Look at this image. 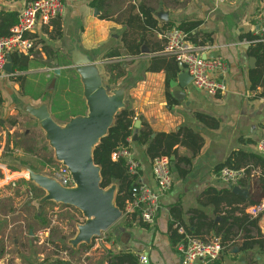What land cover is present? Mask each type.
I'll list each match as a JSON object with an SVG mask.
<instances>
[{"label": "crops", "instance_id": "obj_1", "mask_svg": "<svg viewBox=\"0 0 264 264\" xmlns=\"http://www.w3.org/2000/svg\"><path fill=\"white\" fill-rule=\"evenodd\" d=\"M94 1L63 0L64 12L58 18L62 28L61 39L56 37V19L49 25L38 24L29 35L34 48L28 54L21 55L27 60L23 64L26 66L23 71H18L15 67L13 56L16 53L9 55L13 73L4 71L0 78V168L29 175L24 168L15 166L14 160L19 157L36 159L35 155L44 152L43 148H48L46 153H49L47 157L52 159V164L58 163L45 131L27 110L47 104L52 119L61 127H65L74 118L72 116H81L85 106V115L89 113L81 79L76 70L71 68V52L75 46L82 55H87L98 63L99 77L110 96L113 91L123 90L124 106L135 112L134 125L139 124L137 130L143 127L154 138L160 133H176L188 128L203 138L204 145L195 158L187 147L174 148L175 154L169 157L173 187L161 199L155 225L147 227L137 219L128 226L123 215L107 232L94 237L90 243H80L76 247L72 240L78 234V227L87 221L78 209L53 201L42 203L46 192L31 182L30 178L15 188L1 182L0 226L6 224L11 217L8 214L1 215L5 207L9 206L11 209L13 206L16 212V202L19 204L22 200L33 197L38 206L33 221L38 224L40 218V223L45 221V209L52 202L57 205L54 209L56 214H78L77 220L73 221L74 231H66L59 237L48 229L37 232L30 230L25 233L29 239L26 247H19L15 239L13 245L0 248V264H108L110 256L123 251L131 252L139 258L147 257L146 264H183L182 255L178 251L180 243L176 245L171 239L172 227L176 228V224L183 226L180 229L184 234H179L194 236L199 230L197 214L207 216L208 222L214 220L218 223L216 207L206 204L203 196L210 189L228 188L219 180L216 169L233 152L243 150L258 154L256 144L264 137V95L262 96L263 89L260 87L251 89L249 74L256 67L257 60L249 53L248 39L254 36L261 0H234L222 5L216 0H103L100 8L92 7ZM26 2L27 0H0V13H14L18 21ZM131 6L150 8L158 21L159 29H168L169 26L177 28L183 22H199L192 36L197 44L205 43L207 46V59L222 58L227 63L229 69L224 77L227 92L209 96L196 89L190 80L183 87L178 76L185 70H181L178 63L177 72H148L150 52L135 56L138 59L132 63H122L125 74L123 78H119L116 71L108 72L107 66L111 64H107L109 59L104 57L121 48V35L126 30L123 21L128 17ZM159 14H165L166 20L159 18ZM164 32L147 31L154 36L152 40L162 43ZM120 52L123 54L122 50ZM168 77L170 81L167 84ZM79 98L85 102V106L79 103ZM73 101L76 103L72 108L69 104ZM62 105L68 106L65 112L58 110ZM197 114L215 120L217 126L212 128L200 122ZM62 116L68 118V121L60 122L55 119ZM134 135L138 136V133ZM137 140L133 138L130 146L133 159L140 164L137 182L156 191L152 161L146 155V146L139 144ZM249 141L252 144H243ZM27 143H32V146L26 145ZM184 159H191V162L185 163ZM50 165L43 163L38 165L39 168L35 165L33 167L36 169H27L54 179L49 175ZM9 166L19 170L10 169ZM262 173L264 170L255 168L250 176L239 183L238 187L246 192L247 197L259 191ZM114 184L118 191L117 183ZM259 204H264V199ZM249 207L244 208L246 214ZM220 208L227 209L224 204ZM19 210L20 207L15 215L19 214ZM236 215L239 216L238 213ZM202 222L207 221L201 220L200 223ZM70 225L73 228L72 223ZM258 228L264 240V214L258 218ZM200 233H205V238L216 237L212 231L206 233L200 230ZM1 234H4V230ZM36 238L38 240L34 241ZM7 240L8 238L5 239ZM242 244L240 236L236 244L224 248L220 259L213 264H264V250L256 247L244 251ZM236 249L238 252H235ZM196 264L204 263L198 261Z\"/></svg>", "mask_w": 264, "mask_h": 264}, {"label": "trees", "instance_id": "obj_2", "mask_svg": "<svg viewBox=\"0 0 264 264\" xmlns=\"http://www.w3.org/2000/svg\"><path fill=\"white\" fill-rule=\"evenodd\" d=\"M18 1V0H17ZM27 1H38V0H27ZM103 3V0H95L92 3V7L100 8V4ZM135 11L137 13H135ZM127 18L123 21V24L126 26V30L121 35L122 46L119 49H116L114 52L109 53L105 59H112L116 57L124 56H140L142 54V49L145 47L150 54H155L163 50L164 41L156 42L151 38L154 37L149 32H162L172 29L174 26H169L167 28H158V21L154 18L152 10L145 6H131L129 8V14ZM55 25L56 28V37L61 39L62 37V28L61 24L56 19ZM18 23L16 15L0 13V36L8 37L10 35L11 29ZM199 22H183L177 28L184 31L191 41L194 44H197L192 36V32L199 26ZM250 43L249 53L257 60L256 67L250 71L249 80L251 84V89L256 90L258 87L263 89L262 96L264 95V43L260 42L258 38L253 36L248 39ZM163 44V45H162ZM201 43L198 45H204ZM123 51L122 52L120 51ZM15 67L18 71H23L26 69V66L23 65L27 60L25 56L14 54L13 56ZM107 70L110 73L118 72L119 78L125 77L124 69L122 64H111L107 66ZM172 71L177 72V62L173 59L167 58H151L149 67L147 68L148 72L158 73L160 71ZM73 71V70H71ZM170 77L166 80L167 84L170 81ZM79 80V79H78ZM63 86V84H62ZM73 89V85L71 86ZM75 91V90H74ZM85 102L80 100L79 103ZM76 102H71V105L74 106ZM57 107V104H54V108ZM52 113L55 109L51 107ZM68 106L62 105L58 110L60 112H65ZM87 108L85 106V111L81 116H85ZM73 113V112H72ZM71 113V114H72ZM74 115V113H73ZM77 116V115H76ZM75 117V116H72ZM196 117L202 123H205L207 126L212 128L217 126L215 120H210L208 117L197 114ZM56 120L60 122L68 121V118L55 117ZM135 112L130 108H124L115 117L114 125L109 129L108 134L100 140V143L96 146L93 152L94 163L100 168L102 182L101 187L103 189L109 188L112 184L117 183L118 191L115 198V204L119 210L125 215V224L130 226L132 221H136L138 214H129L126 215V206L127 203L132 201V192L133 189L138 184L137 176H133L129 173V167L125 159L121 158L117 161L112 159L113 153L117 152L121 148H130L131 141L134 138V133H138L137 142L141 145L146 146V155L153 162L156 158L159 157H171L175 154L174 148L176 146H184L190 149L192 157L195 158L201 151L204 140L203 138L194 133L188 128L181 129L176 133H160L157 134L154 138H151V132H147L143 127L141 129L135 128ZM32 144V143H31ZM243 144H252V142H245ZM32 146V145H31ZM45 154L48 152V148H43ZM48 156V155H47ZM43 158V163L45 165L52 164V159ZM183 162L190 163L191 159H184ZM10 169L19 170L14 166H9ZM30 168L36 169L33 166ZM224 168H230L233 170L245 169L246 177L258 168L264 170V157L257 153L245 152L239 150L233 152L224 164L220 165L216 169V173L219 174L220 171ZM245 179V178H244ZM242 181V180H241ZM241 183V182H240ZM231 187L224 188L222 190L210 189L206 191L203 196L206 204L214 205L216 207L215 214L219 219V222L216 223L214 220L208 222V217L197 214L196 220L199 223V230L196 234L185 236L179 234V229L183 226L176 224V228L171 229L173 243L178 245L179 243L185 241L186 236L189 238H205V233H200V230L206 231L209 233L212 231L217 238H220L222 245L225 248L226 246L236 244L238 237L241 236L243 240L242 249L244 251L252 250L254 248H259L264 250V240L260 230L258 228V219H251L244 211L245 207L258 205L261 199H264V173L260 177L259 182V191L255 195H248L247 198L235 195L232 192ZM224 204L227 209H221V205ZM236 213L239 214L236 215ZM201 220L207 221L200 223ZM45 221L43 222V224ZM147 226L145 224H142ZM148 227V226H147ZM185 229V228H184ZM108 264H140V258L131 253V252H120L117 255L110 256Z\"/></svg>", "mask_w": 264, "mask_h": 264}, {"label": "built area", "instance_id": "obj_3", "mask_svg": "<svg viewBox=\"0 0 264 264\" xmlns=\"http://www.w3.org/2000/svg\"><path fill=\"white\" fill-rule=\"evenodd\" d=\"M218 4H226L234 0H216ZM63 0H38L27 1L18 16V23L11 29L8 37L0 36V78L5 71L7 58L10 54H28L33 48V40L29 37L38 24L49 25L52 20L59 18L64 12ZM254 36L264 43V0H261L259 14L255 25ZM165 45L163 50L149 55L150 58H167L175 60L184 67L192 79L193 86L205 92L209 96L223 95L227 92L225 75L228 65L222 58L207 59L206 45L194 44L189 36L178 28L167 30L163 34ZM250 44V43H249ZM138 57L125 56L107 60V64L132 63ZM258 154L264 157V139L256 144ZM125 159L129 167V173L137 176L140 164L133 159L129 148H121L113 153L112 159ZM49 173L63 187H72L74 182L69 169L62 163L51 164ZM245 169L233 170L224 168L219 173V180L227 187L234 188L239 185L245 175ZM152 172L157 184V190L138 183L132 192V201L127 203L126 215L138 214L139 220L147 225L156 223L161 207V199L168 194L173 187V177L169 157H159L152 162ZM29 181L27 173H16L8 169L0 168V183L11 185L14 188L21 182ZM28 195L31 194L28 192ZM264 214V204L251 206L247 215L253 220ZM50 231V229H48ZM179 229V232H182ZM224 250L220 238H189L178 245V251L182 255L183 264H196L202 261L204 264H213L220 259ZM147 257H141L140 263L146 264Z\"/></svg>", "mask_w": 264, "mask_h": 264}, {"label": "water", "instance_id": "obj_4", "mask_svg": "<svg viewBox=\"0 0 264 264\" xmlns=\"http://www.w3.org/2000/svg\"><path fill=\"white\" fill-rule=\"evenodd\" d=\"M159 18L166 20V15L159 14ZM142 53L149 54V51L143 47ZM71 56V68L76 70L81 79L89 113L74 117L65 127H61L52 119L47 104L27 111L45 131L46 139L55 152V160L69 169L74 184L72 187H63L52 178L27 168L25 171H28L30 181L46 192L42 203L53 201L72 206L86 218L87 221L78 227V234L72 240L73 246L76 247L80 243H90L94 237L107 232L123 216L115 204L117 195L115 184L107 189L101 187V172L94 163L93 152L114 125L117 113L125 106L123 90L113 91L110 96L103 87L102 79L98 74V63L93 62L89 56L82 55L76 46ZM11 62V57L8 56L5 66L8 74L13 73ZM180 68L184 70L181 65ZM188 80L192 82L187 71L178 76V81L183 87ZM138 127L137 123L135 128ZM137 138L138 136L134 135L135 141ZM232 192L235 195L247 197L246 192L238 186L234 187ZM235 252H238V249Z\"/></svg>", "mask_w": 264, "mask_h": 264}, {"label": "rangeland", "instance_id": "obj_5", "mask_svg": "<svg viewBox=\"0 0 264 264\" xmlns=\"http://www.w3.org/2000/svg\"><path fill=\"white\" fill-rule=\"evenodd\" d=\"M26 145H32V144L27 143ZM47 155L48 154H45L44 152H42L40 153V155H35L36 159H34L33 157H30L31 160L27 159V157H24V158L19 157L17 158V160H14L16 162L15 166H19L25 169V168H29L30 166L42 165L43 158L45 156L47 157ZM37 168H39V166ZM43 172L48 175V172L46 170H43ZM34 199L35 198L33 197L30 200H22V202L19 204H17L16 202L15 203L16 209L18 210L20 207L19 214L17 215H15L17 210L15 212V210L13 209V206L11 207V209L9 206H7L2 210L1 212L2 216L8 214L11 217L9 221L7 220L6 224H3V226H0L1 227L0 230L1 231L4 230V234H1V231H0V248L4 247L5 245L7 246L8 244L9 245L12 244L15 239L17 240L19 247L21 246L26 247L29 239H28L27 234L25 233H29L30 230H32L33 232H37L43 229H50L51 233L54 236L59 235V237L60 235L65 234L66 231H68V233L70 230L74 231L75 227L73 225V221L77 220L78 213L73 212V214L70 216L68 215L64 216L63 214H60V213L56 214L54 212V209L57 208V205L54 204L53 202L50 203L51 205L45 209V217H44L45 219L44 220L46 222L44 224L40 223L41 218H40L39 224L33 221L34 214L37 211L36 209L38 207ZM0 222H1V219H0ZM71 223H72L73 228H71V225H70ZM6 238H8L7 241H5ZM37 240L38 238L34 239V241H37ZM31 242L33 241L31 240Z\"/></svg>", "mask_w": 264, "mask_h": 264}]
</instances>
